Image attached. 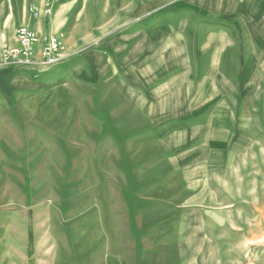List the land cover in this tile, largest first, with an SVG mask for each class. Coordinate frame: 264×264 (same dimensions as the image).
Instances as JSON below:
<instances>
[{
    "label": "rangeland",
    "instance_id": "rangeland-1",
    "mask_svg": "<svg viewBox=\"0 0 264 264\" xmlns=\"http://www.w3.org/2000/svg\"><path fill=\"white\" fill-rule=\"evenodd\" d=\"M55 2L57 65L0 56V264H264V0Z\"/></svg>",
    "mask_w": 264,
    "mask_h": 264
},
{
    "label": "built area",
    "instance_id": "built-area-1",
    "mask_svg": "<svg viewBox=\"0 0 264 264\" xmlns=\"http://www.w3.org/2000/svg\"><path fill=\"white\" fill-rule=\"evenodd\" d=\"M55 0H44L42 6H33L31 13L35 17L49 18L54 12ZM40 42L38 33L23 25L16 30L15 42L10 44L6 36L0 32V56L14 62L36 63V45ZM65 45L59 35H50L44 40L39 50L45 65H57L62 57Z\"/></svg>",
    "mask_w": 264,
    "mask_h": 264
},
{
    "label": "crops",
    "instance_id": "crops-1",
    "mask_svg": "<svg viewBox=\"0 0 264 264\" xmlns=\"http://www.w3.org/2000/svg\"><path fill=\"white\" fill-rule=\"evenodd\" d=\"M10 1V5L9 7L11 9H13L15 7V1L12 2V0ZM44 0H29L27 2V0H24V4H26L25 6H22L24 12L22 11V9L20 11L17 10V8L15 9V11L11 10V15H13L14 20L13 23H15V26L12 28V30H8V28L6 27L5 24H2L0 22V32L3 33L4 35L8 36L10 41L12 42L14 40L15 34H16V30L23 25H26L28 27H30L31 29L35 30L39 37H40V42L36 45V60H41L40 57V53L39 50L41 49L42 45L44 44V40L50 36V35H59L61 40L64 42V38L62 37V33L64 32V27H66V23L65 22H55L54 24H52V17L55 13V9H56V5L57 3L55 2L54 5V12L53 14L49 17V18H45V17H35L32 13H31V8L33 6H42ZM27 3H29L27 5ZM6 8V6H5ZM25 8L28 10L29 14H25ZM41 22L43 23V25L41 26ZM67 42H65L66 44ZM67 45V44H66Z\"/></svg>",
    "mask_w": 264,
    "mask_h": 264
}]
</instances>
